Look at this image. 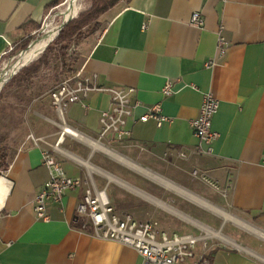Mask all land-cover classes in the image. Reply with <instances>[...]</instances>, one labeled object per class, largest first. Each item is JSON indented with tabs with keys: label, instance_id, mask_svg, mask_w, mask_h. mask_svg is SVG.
Returning a JSON list of instances; mask_svg holds the SVG:
<instances>
[{
	"label": "crops",
	"instance_id": "crops-1",
	"mask_svg": "<svg viewBox=\"0 0 264 264\" xmlns=\"http://www.w3.org/2000/svg\"><path fill=\"white\" fill-rule=\"evenodd\" d=\"M60 1L0 0V59ZM196 10L202 25L191 21ZM102 18V29L79 42L75 70L95 73L101 85L134 87V117L159 102L169 120L129 116L130 136L99 138L111 94L91 91L62 116L76 135L32 126L40 139L10 149L0 174V264H144L134 247L74 223L86 186L48 203L47 219L36 216L35 196L49 179L43 150L56 142L66 174L91 176L119 215L132 212L125 200L142 199L181 230L148 218L168 232L192 233L181 228L187 223L195 234H216L208 264H264V0H119ZM167 81L173 91L164 97ZM208 92L220 102L210 151L190 126ZM42 116L59 120L53 104Z\"/></svg>",
	"mask_w": 264,
	"mask_h": 264
},
{
	"label": "built area",
	"instance_id": "built-area-1",
	"mask_svg": "<svg viewBox=\"0 0 264 264\" xmlns=\"http://www.w3.org/2000/svg\"><path fill=\"white\" fill-rule=\"evenodd\" d=\"M191 21L196 25H202L201 12L194 11ZM219 43H224L222 37ZM24 50L22 49L21 52ZM96 77L95 73L87 74L83 68H79L51 89L52 104L59 116V121H51L62 127V135L65 132L64 128H68L62 121L64 111L71 104L83 101L91 91H107L111 94L109 109L102 111L100 115L99 138L109 135L116 140L130 136V130L125 127L129 116H132L134 121H146L152 118L159 125L169 120L159 102L147 107L138 117H134V111L141 103L138 99H132L135 88L101 85ZM172 91V82L167 81L162 87V95L169 96ZM219 103L218 98L211 92L204 94L199 114L190 120L193 133L200 143L209 146L208 151L212 148V142L218 137V132L212 127V122L219 109ZM29 137L35 142L40 139L33 134ZM58 144L59 142H56L52 148L43 150V164L49 171V179L35 196L34 210L38 218L47 219L48 203L61 202L66 190L86 186L83 198L77 205L74 223L82 228L91 226L92 233L98 237L116 240L134 247L142 256L144 264H183L186 260L196 257L198 258L197 264H208L206 254L211 247L209 239L216 234L168 232L160 228L156 220H139L130 213L119 215L115 212L104 189H98L92 181L82 177H72L66 174L61 160L56 155L57 150L62 152Z\"/></svg>",
	"mask_w": 264,
	"mask_h": 264
},
{
	"label": "rangeland",
	"instance_id": "rangeland-1",
	"mask_svg": "<svg viewBox=\"0 0 264 264\" xmlns=\"http://www.w3.org/2000/svg\"><path fill=\"white\" fill-rule=\"evenodd\" d=\"M70 2L71 0H61L54 8L48 11L42 23L39 24L38 28L34 31V37L31 44L27 48H23L25 49L24 51L21 52L22 48H20L16 52H10L0 59V73L7 67L10 69L18 67L12 71L13 74L10 73L7 75V78H4L5 80L3 79L1 81L0 148L6 147L9 151L12 148H16L24 138L33 133L32 131L34 129L32 126H35L38 130L41 129L43 132L53 130L57 135L63 130L61 126H58L53 122L50 123L48 118L42 116L43 108L46 105H52L50 99L51 89L65 77L73 73L72 71L70 72V68L75 70L79 42L86 36L101 30L105 20L102 18V15L99 16V25L94 31H89L82 38L74 37L63 60L57 50L47 51L48 45L52 43L58 33L34 55L27 58L26 61L25 53L27 49H30L36 42H39V40L42 39L45 34L44 31H46L47 28L51 31L57 30V27L62 23L65 17H67L63 13L67 10ZM75 2L79 4L80 8L72 15L77 17L80 12L85 11L90 7L92 0H76ZM86 28L88 27H84L85 31ZM53 46H55V44H53ZM43 55L46 56L44 57ZM13 56L15 57L12 59ZM34 62L39 63L38 70L32 73L23 83L19 84L16 81L10 80L13 76L18 74L23 67ZM19 64L22 65L20 66ZM54 145H56V143H54ZM2 179L3 178L0 179V191L4 189ZM86 180L91 181V176H88ZM124 207L132 210V212L127 211V213L132 214L134 217L140 219L154 218L167 230L172 231L176 229L181 231L175 224L165 221L155 215L153 209L148 207L142 199L136 198L132 199L130 202L125 200ZM133 212H136L137 215ZM200 218L205 220L202 216ZM215 225L218 226L217 224ZM181 228H183L184 231L192 232L194 234L198 233V231L193 229L192 226L187 223L182 224ZM223 232L227 233V229L224 228Z\"/></svg>",
	"mask_w": 264,
	"mask_h": 264
},
{
	"label": "trees",
	"instance_id": "trees-1",
	"mask_svg": "<svg viewBox=\"0 0 264 264\" xmlns=\"http://www.w3.org/2000/svg\"><path fill=\"white\" fill-rule=\"evenodd\" d=\"M119 0H92L90 7L79 13L77 17L69 19L59 30L57 36L54 38L51 44L48 45L47 51L57 50L61 59L63 60L67 54L74 37L82 38L89 31H94L99 25V16L114 6ZM86 28V31L84 30ZM34 37V34L28 35L19 44L13 47L11 53L16 52L20 48H27ZM55 44V46H53ZM44 57L46 55H43ZM39 68V63H32L23 67L18 74L13 76L10 80L17 83H23L32 73ZM74 69L70 68V72ZM9 150L6 147L0 148V174L3 173L9 167Z\"/></svg>",
	"mask_w": 264,
	"mask_h": 264
},
{
	"label": "bare ground",
	"instance_id": "bare-ground-1",
	"mask_svg": "<svg viewBox=\"0 0 264 264\" xmlns=\"http://www.w3.org/2000/svg\"><path fill=\"white\" fill-rule=\"evenodd\" d=\"M76 1V0H75ZM74 0L72 1V3H70L71 5L67 7V10L63 13L65 16H69L72 14H75L80 6L77 2H75ZM57 31V30H56ZM56 31H51L48 28L46 29L45 34L43 35L42 39L39 40V42H36L35 45H33V47H31L30 49H27L26 53H25V61L27 58H29L31 55H34L41 47H43L48 41L51 40V38H53L56 34ZM23 64V63H22ZM21 64V65H22ZM20 65V64H19ZM20 65V66H21ZM18 67H15L13 69H10L9 67H7L6 69H4L1 73H0V86H1V81L4 78H7V75H9L10 73L13 74V70H15ZM9 78V77H8ZM5 80V79H4ZM64 131L67 133H71L73 135H76L74 132L70 131L67 128H64ZM3 183H4V179H2ZM4 189L2 191H0V197L3 194ZM2 201V200H1Z\"/></svg>",
	"mask_w": 264,
	"mask_h": 264
},
{
	"label": "water",
	"instance_id": "water-1",
	"mask_svg": "<svg viewBox=\"0 0 264 264\" xmlns=\"http://www.w3.org/2000/svg\"><path fill=\"white\" fill-rule=\"evenodd\" d=\"M72 1L73 0H71V2L70 3H72ZM71 4H69V6H70ZM74 17V15H70V16H67V17H65V19L62 21V23L58 26V28H57V33L59 32V30L61 29V27L69 20V19H71V18H73ZM56 33V34H57ZM55 34V35H56Z\"/></svg>",
	"mask_w": 264,
	"mask_h": 264
}]
</instances>
